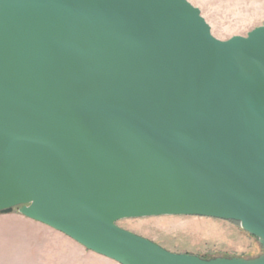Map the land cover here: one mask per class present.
<instances>
[{
  "label": "water",
  "instance_id": "water-1",
  "mask_svg": "<svg viewBox=\"0 0 264 264\" xmlns=\"http://www.w3.org/2000/svg\"><path fill=\"white\" fill-rule=\"evenodd\" d=\"M118 264H264V24L188 0H0V214ZM234 221L257 259L173 253L118 222Z\"/></svg>",
  "mask_w": 264,
  "mask_h": 264
},
{
  "label": "rangeland",
  "instance_id": "rangeland-1",
  "mask_svg": "<svg viewBox=\"0 0 264 264\" xmlns=\"http://www.w3.org/2000/svg\"><path fill=\"white\" fill-rule=\"evenodd\" d=\"M201 11L215 38L227 41L234 36L246 37L264 24V0H188ZM18 208L10 214L20 216ZM0 219V264L62 263L56 245L66 246L69 255H76L69 239L52 230L42 229L35 234L18 235ZM122 229L151 240L163 248L178 254L196 255L203 259L245 258L257 259L263 254L259 239L245 232L240 223L193 216H164L142 219H126L118 222ZM35 238L50 245L41 249L26 246ZM41 240V241H40ZM23 244L24 246H19ZM79 257V256H76ZM85 259V258H83ZM69 264V261H66ZM85 264H88L85 262Z\"/></svg>",
  "mask_w": 264,
  "mask_h": 264
},
{
  "label": "crops",
  "instance_id": "crops-1",
  "mask_svg": "<svg viewBox=\"0 0 264 264\" xmlns=\"http://www.w3.org/2000/svg\"><path fill=\"white\" fill-rule=\"evenodd\" d=\"M0 219H4V220H9L7 221V223H11L14 226L11 228V230L18 234V235H25V234H35L36 231L39 232V230L42 229H47V230H52L55 233H57L58 235L64 236L65 240L69 239L70 242H72V247L74 248V250L76 251V255H69L66 249V246H61L60 244H57L56 250L59 253L60 259L62 257V263H57V264H67V260L69 261V264H118L115 261H112L108 258L102 257L100 255H97L91 251H88L87 249H85L84 247H82L81 245H79L78 243H76L75 241H73L72 239H70L69 237L65 236L64 234L55 231L53 229H51L50 227L43 225L41 223H38L36 221H33L31 219H28L22 215L20 216H0ZM34 241L32 243H28L26 244V246L30 249H41L43 250V253H46V250L50 247L49 244H47V242H45V240H43V238H41V242H39L37 239L35 242V238H32ZM19 246H24L23 244H20ZM79 256V257H76ZM85 258V259H83ZM40 264H47L46 260H42L40 262Z\"/></svg>",
  "mask_w": 264,
  "mask_h": 264
}]
</instances>
